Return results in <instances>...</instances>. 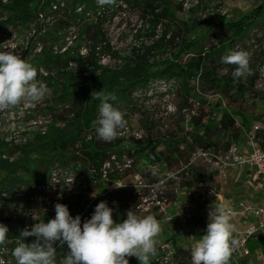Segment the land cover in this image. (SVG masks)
I'll return each mask as SVG.
<instances>
[{
    "label": "trees",
    "instance_id": "trees-1",
    "mask_svg": "<svg viewBox=\"0 0 264 264\" xmlns=\"http://www.w3.org/2000/svg\"><path fill=\"white\" fill-rule=\"evenodd\" d=\"M127 1L139 4L145 12V21L150 24L156 25L162 19L166 22L177 21L173 18L176 9L169 3L161 4L158 0ZM254 1L255 5L249 11L240 13L229 21H197L193 17L179 19L185 33L191 35L183 37L176 53H170L165 58H156L155 54L150 56L149 48L143 49L135 56L127 58L122 65L110 68L101 65L97 59H92L93 55L101 53L100 49L107 54L111 52L109 43L99 30L101 23L107 18L101 12L106 3H101V0H0V34L5 33L9 27H25L35 21L37 38L55 44L60 38L68 37H59V32L80 24L76 37L85 38L91 43L87 58L83 60L86 61L87 75L83 72L77 73L73 67L68 68L70 62L82 58L71 44L61 45L56 51L52 45L43 46L33 60L34 63L29 62L37 67V78L47 83L50 88L52 104L47 110L51 118L45 130L36 133L24 143L0 140V223L9 229L6 244L0 246V260L4 264H15L11 252L16 246L20 231L25 228L30 230L35 222H47L55 218L56 203L67 205L73 217L80 215L82 224L91 218L95 206L101 201L107 202L113 208V218L116 221L119 214L129 209L134 210L135 205H129L126 197L114 200L110 191H107L109 182L123 178L122 171L104 168L112 156L120 159L126 153L134 162L138 161L139 156L147 157L151 153L155 160L160 159L162 164L168 166L182 158L188 163L196 149L225 151L232 142L239 140L241 127L253 121L246 114L244 97L251 92L252 96L257 94L254 83L258 77L257 67L264 63V56L252 58L253 53H250L253 74L246 79L240 78L239 81H234L232 76L234 65H229L227 69H221L222 71L220 68L227 65L221 62L223 56L232 51L246 50L244 45L251 40L249 29L264 20V0ZM177 8L180 9L181 5ZM216 24H220L222 28L221 42L205 49L202 39L206 33L213 32ZM155 47V51H158L157 43ZM38 68L43 69V72H39ZM170 78L178 80L187 95L201 102H206L204 94L200 92L197 95L195 86L190 87L192 80H197L207 91L218 94L221 99L213 104L207 103L209 111H201L190 117V129L186 133L170 136L163 141L138 140L137 145L132 148L125 144V139L121 136L111 142H104L97 137L93 121L98 117L100 102L92 99V93L102 90L114 93L116 100L110 102L116 107L119 104H128L132 93L150 81ZM222 100L225 101L224 105ZM236 117L239 118V124H236ZM259 117L260 114L256 119ZM160 143L164 145V150L155 153ZM7 145L16 148L18 155L15 152L5 154L2 148ZM67 161L73 162L75 167L78 166L84 171L88 186L84 190L77 188L68 195L49 196L39 188L40 184L47 178L54 163L62 165ZM187 163L182 168L187 174L199 180L214 177V173L208 172L206 168H195ZM119 187L114 192L122 195V191L126 189L122 185ZM20 189H25L27 195L23 213L17 214L10 209L7 199L19 193ZM31 190L37 194L34 199L29 195ZM32 209H36L37 214L30 213L26 216L25 212ZM16 222L19 225L13 228ZM169 237L172 241L175 240V234ZM34 239L35 237H27L25 242L32 243ZM54 246L59 259L67 251V246L61 248L59 242ZM173 248L170 251L172 257L175 256L178 260L177 264H188L191 252L175 242ZM128 259L129 264H139L135 257ZM150 264H156L154 257Z\"/></svg>",
    "mask_w": 264,
    "mask_h": 264
},
{
    "label": "rangeland",
    "instance_id": "rangeland-1",
    "mask_svg": "<svg viewBox=\"0 0 264 264\" xmlns=\"http://www.w3.org/2000/svg\"><path fill=\"white\" fill-rule=\"evenodd\" d=\"M158 1L161 4L169 3L176 9V15L173 18L177 21L166 22L162 19L158 24L153 25L145 21V12L135 2L114 0V3H106L101 12L102 14L105 13L107 18L101 23L99 30L109 43L111 52L107 54L104 52L105 50L100 49L101 53H96L91 58L97 59L101 65L110 68L122 65L127 58L133 57L138 51L141 52V50L148 48L151 50L150 56L155 54L156 58H165L170 53H176L179 50L183 37L191 35V33H185L179 19L193 17L197 21H210L211 19L229 21L230 18L235 19L240 13L249 11L255 5L254 0ZM178 5H181L180 9L177 8ZM79 26L80 24H75L73 27L59 32L57 34L59 37H63V35H68V37L64 36L65 38H60L55 44H49L44 39L37 38V25L33 21L25 27H9L5 33L0 34V44L10 40L11 44L18 46L17 54L31 63H34L33 60L43 46L52 45L53 50L56 51L61 45L68 46L71 44L74 51L82 58L79 61L75 59V62H70L68 68L73 67L77 73L83 72L87 75L86 61L83 60L87 58L91 43L85 38L78 39L76 37ZM221 30V25L216 24L213 32L206 33L202 39L205 49L220 44ZM248 32L251 40L247 45H244V48L249 53H253L252 58L264 56V20L251 27ZM156 43L159 47L158 51H155ZM247 47L249 48L247 49ZM63 49L64 47H62ZM33 66L35 67V64ZM228 66V64L222 65L220 71L227 69ZM35 68L37 69V67ZM39 72L42 73L43 69L40 68ZM36 80L47 86L48 93L41 102L34 105L20 104L0 112V140L24 143L36 133L47 128L51 118V114L47 110L52 104V97L49 94L50 88L47 83L37 77ZM193 85L197 95L200 92L204 94L206 102H201L187 95L182 84L178 80L170 78L150 81L132 93V99L128 104L117 105L116 108L124 113V118L127 121L126 128L119 135L125 139V144L134 148L138 140L143 142L149 139L163 141L170 136L186 133L190 129V117L201 111H209L207 103L213 104L221 99L218 94L207 91L197 80L190 82V87ZM251 93L247 94L244 100L246 101V114L254 120L260 111L264 110V98H261L264 96V92L259 93L257 91L256 96H252ZM222 104H225L224 100H222ZM2 149L5 154L15 152L14 154L18 155L13 146H3ZM161 150H164L162 143L156 147L155 153ZM195 153L191 154L188 163L182 158L179 162H173L168 166L162 164L160 159L150 161L149 156L145 157L144 155L139 156L138 161L133 162L126 153L120 159L112 156L111 161L104 165V168H109L110 171L123 172L121 180L109 182L107 191H110L112 198L115 200L122 196L126 197L129 200V205H135L133 211L138 216L154 215L160 222L162 230L156 237L158 241L156 245L158 254L154 257L156 264H177L178 260L175 256H167L168 251L173 248L174 242L186 250L189 240L197 241L206 233V230H203L206 225L203 215L213 202L216 203L212 197L213 191L222 193L228 191L229 194H235V197L252 195L254 185L246 179L238 182L229 174L226 178L214 174L212 179L199 180L182 171L186 163L195 168L207 167L206 162ZM166 178L169 180L167 181ZM199 182L208 186V190L204 193L205 198L196 193ZM115 185L118 187L122 185L126 189L122 191V195L114 192ZM87 186L88 182L84 171L78 166L75 167L73 162L67 161L62 165L54 163L49 169L47 178L40 184L39 188L49 196L58 194L63 196L72 193L77 188L84 190ZM242 187L243 193H238ZM24 191L25 189H20L19 193L7 199L10 209H13L17 214L23 213L25 209L27 193L25 191L23 196ZM33 192L34 190H31L29 193L32 199L37 197V194ZM156 199H164L166 203H171L174 200L179 204L191 203L190 210L193 216L183 223L178 222L175 216L176 206L168 205L162 212L156 204ZM30 213L35 215L37 211L32 209L25 212L26 216ZM167 216H170V219L166 220ZM126 218L127 212L121 213L117 222H122ZM18 225L19 223L16 222L13 228ZM172 234H175L174 241L169 237ZM249 247L252 251L260 250L264 254V239L252 241ZM189 258L188 264H191V253ZM261 264L264 263L261 262Z\"/></svg>",
    "mask_w": 264,
    "mask_h": 264
},
{
    "label": "clouds",
    "instance_id": "clouds-1",
    "mask_svg": "<svg viewBox=\"0 0 264 264\" xmlns=\"http://www.w3.org/2000/svg\"><path fill=\"white\" fill-rule=\"evenodd\" d=\"M101 2L111 4L114 0ZM17 47L10 40L0 44V112L20 104L34 105L48 93L47 86L36 80L37 69L17 54ZM250 60L248 51L238 50L223 56L221 62L235 66L232 76L239 81L253 74ZM93 98L100 102L98 117L93 121L97 137L111 142L127 126L124 113L110 102L116 100L114 93L102 90L92 93ZM54 207L55 218L20 231L11 252L15 264H129L128 257H135L139 264H150L158 254L156 237L162 228L154 215L141 217L129 209L127 218L117 222L113 208L101 201L82 224L80 215L73 217L67 205L56 203ZM232 215L227 202L210 206L206 233L191 249V264H229L239 243L233 235L236 229ZM8 233V227L0 223V246L6 244ZM27 237L35 239L26 243ZM57 242L61 248L67 246L59 259L54 246ZM0 264L4 262L0 260Z\"/></svg>",
    "mask_w": 264,
    "mask_h": 264
},
{
    "label": "built area",
    "instance_id": "built-area-1",
    "mask_svg": "<svg viewBox=\"0 0 264 264\" xmlns=\"http://www.w3.org/2000/svg\"><path fill=\"white\" fill-rule=\"evenodd\" d=\"M257 72L258 77L255 80L254 89L261 93L264 92V63L258 65ZM259 114L258 119L241 127L239 140L232 142L225 151L215 149H196L194 151L206 162L208 172L224 178L229 174L238 182L246 179L254 185L251 196L235 197V194H229L227 197H221L219 191L212 192V197L216 203L227 202L233 213L231 222L236 229L233 235L239 243L229 260V264L264 263L262 251H252L249 247L252 241L264 239V110L260 111ZM235 120L236 124H239V118L236 117ZM148 156L149 160L155 161L154 155L150 153ZM207 188V184L197 183V195L205 198L204 193L208 190ZM238 193H243V187ZM156 204L162 212L168 205L176 206V220L181 223L193 216L190 210L191 203L179 204L175 200L166 203L164 199H156ZM209 208L203 215L206 224L209 222ZM168 219L170 216L166 217V220ZM195 242V240H189L186 249L191 252ZM167 256L172 257V251H168Z\"/></svg>",
    "mask_w": 264,
    "mask_h": 264
},
{
    "label": "crops",
    "instance_id": "crops-1",
    "mask_svg": "<svg viewBox=\"0 0 264 264\" xmlns=\"http://www.w3.org/2000/svg\"><path fill=\"white\" fill-rule=\"evenodd\" d=\"M219 194H220L221 197H227V196H229V192L228 191H227V193L219 192ZM198 228H200V227H198ZM206 228H207V224L205 225V228L203 230H206Z\"/></svg>",
    "mask_w": 264,
    "mask_h": 264
}]
</instances>
